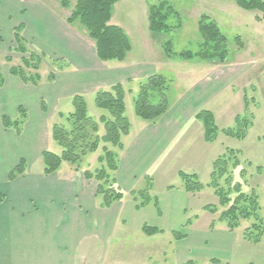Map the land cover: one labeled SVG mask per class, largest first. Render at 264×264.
Here are the masks:
<instances>
[{
  "label": "rangeland",
  "instance_id": "374dc122",
  "mask_svg": "<svg viewBox=\"0 0 264 264\" xmlns=\"http://www.w3.org/2000/svg\"><path fill=\"white\" fill-rule=\"evenodd\" d=\"M63 1L67 0H0V40L2 41V38L4 40V42L2 41L3 44L0 45V74L8 77L7 85L5 88H2L3 90L0 92V96L11 95V98H9L11 106L15 108L16 105L20 104V107L26 109L28 117L21 127L20 133L15 130L13 134H1V143L5 144V149L8 151L10 149L12 150L15 146L18 147L16 150H20V148L24 146L29 147L28 150H26L27 148L25 147L24 153L26 155L29 153V158L32 163L27 160L25 161L27 168L31 171L40 170L39 168L42 167L41 155L43 151L47 150L60 154L61 150L51 139V129L54 124L62 122L59 116L60 113L68 115L72 112V104L68 98L72 99L75 93L81 89L86 91L84 96H86L85 100L87 102L89 116L94 119H99L104 112L96 107L95 94L99 90H106L111 87L102 85L103 82L108 81V78L105 77L106 71L101 68L100 61H98L96 57L94 43L89 39L85 29L77 22L73 25L67 22V19H69L74 10L76 1ZM160 2H168L181 16V29L173 31L174 33L168 37H164L160 34L152 35L149 29V6L159 4ZM42 10L47 11L48 16L57 19V21L51 18H49L50 20L43 18L44 15H42ZM204 15L214 20L220 26L223 33L229 38L231 43L230 48L233 51L232 56L229 57L231 65L208 64L198 59L177 61L168 60L166 57L164 58L161 41L165 38L173 42L176 52H198L199 42L201 40L197 24ZM29 19L34 20L32 23L33 26L30 24ZM36 19L41 22L51 21L50 25L54 30V34L57 35L61 32L60 35H65L62 37L64 41V43H62L65 45L63 46L65 49L64 52L76 57V59L79 60L77 62H80L79 58H81V61L86 64H92L91 70L86 75L90 77L95 84L87 83L80 85V82H78L75 86L69 85L70 87L67 86L69 88L66 89V96L68 98L62 100L61 97H57L58 93L61 92L64 87V84L57 86L58 80H60L59 78H64L65 75L72 77L73 73L78 72V67L76 68L69 60L61 57L62 55L60 56L58 51L47 53V51H45L46 49L44 50L39 44L33 42L34 39L29 38L34 34L32 28H36V26H34ZM27 20L29 21L26 22ZM178 22V17L170 20L172 26H176ZM111 24L124 29L131 39L132 50L128 56V60L124 63L128 65L133 63L134 68L138 67L135 72L136 75L134 74V76H137L136 79L123 82L127 92L126 115L133 129L142 121L135 114V99L139 90V85L151 75L161 73L164 74L165 77L172 79L170 91L171 101L175 100L176 102V100H178L179 102L183 100L182 97H185L186 92L191 88L193 82V84H195L199 82V80H204L207 83H211L210 85H213L217 84L218 80L225 77L229 79L228 82L230 85L228 83L226 86V92L229 93L228 91L232 86L234 87V73H240L237 77L241 79L242 75L249 72L252 68L254 69L252 74H257L258 76L261 72L260 67L264 64V16L257 12H250L239 8L234 0H120L114 6ZM20 25L27 27L26 31L25 28L22 31V36L27 41L25 45L26 48L29 52L36 53L42 60L38 71L42 76V81L38 86L24 84L18 78H16L17 82L13 83L14 80L9 78L10 76L12 77L10 69L12 67H23V58L29 57V54L22 55L16 51L17 45L14 40V29ZM237 36L241 39L240 46L233 41ZM245 45L247 48H245ZM239 47L242 49L243 53L240 56L237 54L239 53V50H237ZM59 48L61 49V47ZM6 58H10L11 62L6 61ZM237 60L238 62H241L239 60H246L245 62H248L247 64L250 66H244L243 68L233 66ZM57 61L60 62L58 63ZM249 62L253 63L251 64ZM117 63L118 62H110V64ZM255 64L257 65L255 66ZM114 67V65H111L109 69ZM224 69L225 72L223 71ZM29 71L35 72L30 69L28 72ZM51 73L55 75L54 82H49L48 80ZM89 73H92V75ZM261 76H264V73H262ZM99 80L101 83H99ZM95 85L97 88L93 92H90ZM251 96L252 98L255 97V95L253 96V94L250 93L247 99L252 104L249 103L248 107H246L243 99H241L240 103L237 101L235 102L233 108L230 109L231 112H219L217 110L218 99L216 94L208 101V104L203 107L209 108L205 110H215V113L212 112L215 114L216 125L220 131L225 128L234 127L237 116L251 117L252 113L255 112V127L249 130L246 139H232L220 132L217 141L213 144H208L204 141L202 132L195 134L196 139L193 138L194 135L189 137L191 125L186 126L185 131L177 137V142L175 141L176 144L174 148L178 151L176 155L178 158L171 165V168L166 171L168 179L165 178L163 174L159 175V181H155L156 183L154 182V189L159 191V184H161V180L163 182V178L165 181L163 184L171 182L174 187L182 184V181L177 175V172L179 173L180 171L186 173L188 170H192L191 173L188 174H197L200 181L207 180V163H205V167L204 165L199 167L197 158H201L204 161L212 160L213 162L219 156L225 154L227 149H233L239 152V159L241 161V165L238 169H230L233 183H241L244 193L250 194L252 191L256 192L261 206L260 214L264 217V117L261 114L264 110L256 112L254 103L251 101ZM43 102L46 105V111H43ZM68 103L69 106L67 105ZM262 106L264 109V105H261V107ZM220 107L223 108L224 105L220 104ZM14 112L15 111L11 113L15 114ZM19 117V109L16 117L13 118L9 116L13 121L19 119ZM0 123L3 127L2 118L0 119ZM12 135H16L15 137L18 138L17 145L14 144L13 138H11L14 136ZM259 137H261V139H259ZM197 140L201 141V143L208 144H205V153H198L194 150L193 147ZM23 141L29 142L32 145L29 146V144L23 143ZM174 148L170 150V155L174 153ZM113 150L118 153V155L121 152L116 149ZM102 154L103 152L100 148L96 154L89 155L83 163L82 170L79 172H76L74 167L68 164H63L64 166L59 171H61L62 174H83L86 170L93 172L100 168L101 165L98 162V158ZM9 157L13 158L14 155ZM194 167H197V169H192ZM155 170L159 171L160 167H156ZM241 170L246 171V178L241 176ZM4 172L5 168L3 169L0 167V177ZM149 182L152 181L150 180ZM148 186V182L143 178L137 182L135 192L145 190ZM231 197L234 199L236 195L233 194ZM132 199L133 197L131 196L129 200L134 203V199ZM140 200L138 201L141 202L142 200ZM198 200L202 206L208 204L218 206V199L212 191L207 190ZM222 211L223 209L219 208V212L216 216L219 217ZM125 216L128 219L126 225L128 232H125L127 235L121 240L117 238L115 243L113 241L112 247H103V250H105V252L107 250V254L110 255L107 260H93L91 262H83L82 264H178L181 262L179 257L181 255H179L176 246L169 245V239H173L174 237L173 231H168L166 229L164 230L165 235L151 239L148 238L142 230H138V228H140L139 225L142 224L143 226V222L146 220L149 221L148 224L146 223L147 225L151 227L159 226L161 228L162 224L160 222L156 223L157 225L150 224L154 221V213L151 214L149 210L141 213H134V211L130 210L129 212L126 211ZM205 222L206 216L203 215L201 216L200 225ZM247 223L248 222H246V224L242 223L245 224V226L241 225L240 232L243 227L250 225V223H248V225ZM263 243L264 242L260 244ZM249 247L251 252L250 254L244 252L247 257L244 258L241 256V258L244 259L242 261L247 262L248 260H253V264H264V249L251 244H249ZM164 252L167 253L166 256L161 254ZM149 254L153 255L151 259H149L148 256L145 257V255ZM110 258L114 261H110ZM198 264L207 263L198 262Z\"/></svg>",
  "mask_w": 264,
  "mask_h": 264
},
{
  "label": "crops",
  "instance_id": "0c3cea01",
  "mask_svg": "<svg viewBox=\"0 0 264 264\" xmlns=\"http://www.w3.org/2000/svg\"><path fill=\"white\" fill-rule=\"evenodd\" d=\"M41 12L44 15L43 18H51L57 21V19L48 16L47 11L42 10ZM29 22L32 25L34 20ZM50 22H41L36 19L34 25L36 28H32L34 34L29 38L34 39L33 42L39 44L44 50L46 49L47 53L58 51L59 55H62L61 57L69 60L76 68L78 67V72L73 73L72 77L65 75L64 78L58 80L57 86L64 84L65 88L63 87L57 97L64 100L68 98L66 89L70 87L69 85L75 86L78 82H80V85L94 83L86 75L91 70L92 64H86L81 61V58H79L80 62H77L79 60L76 57L64 52L63 46L65 45H63L62 37L65 35H60L61 32L55 35ZM24 28L26 31L27 27ZM2 41L4 42L3 38ZM2 41L0 40V45L3 44ZM245 48H247L246 45ZM237 50H239V53H237L239 56L243 54L241 48ZM162 54L165 58L164 53ZM98 61L100 60L98 59ZM239 61L241 62L237 60L235 65H232L241 68L249 65L248 62H245L246 60ZM249 63L252 64L253 62ZM100 64L101 68L106 71L105 77L108 78V81L103 82L102 85L108 87L116 84L123 85L124 81L133 80L137 77L134 74L138 67L134 68L133 63H130V65L124 62L110 64V62L100 61ZM111 65L115 67L109 69ZM260 69L261 72L258 76L252 74L254 69L251 68L249 72L242 75L241 79L237 77L240 73H234L235 83L234 87L232 86L230 89L232 92L229 90V93L226 92L229 79L225 77L213 85L204 80H199L195 84L193 82L185 97H182L183 100L179 102L174 100L173 103L175 104L172 105L170 112L159 122L152 124L142 120L135 129L131 126L130 134L123 138L124 150L119 154L118 170L115 173L116 186L122 190L125 197L114 203L110 208L101 207V198L97 197V183L94 180L87 181L82 173L62 174L59 171L47 176L43 174V167L36 171L27 168L24 175L14 182H10L8 175L17 166L19 160L24 159L31 162V159L29 153H27L28 155L24 153L26 146L20 148L22 151L16 150L18 149L17 146L9 151L5 149V144L1 143V134H13L15 130L5 129L0 123V167L5 168L4 174L0 177V193L5 195V201L0 204V264H82L93 260L105 261L110 255L107 254V250L106 252L103 250V247H112L113 241L115 243L117 238L121 240L127 235L126 225L128 219L125 214L126 211L129 212L130 210L134 213L149 210L151 214L154 213L153 220L155 221L150 224L157 225L158 222L162 224L161 228L156 227L162 232L155 236H147L148 238L163 236L166 229L186 233L187 236L184 240L176 241L174 237L169 239V245L176 246L179 255H181L179 256L181 262L178 264H183L188 260L197 261V264L198 262L215 264L211 262L212 260H217L218 264H253V260L246 262L242 261L244 259L241 258V256L247 257L246 253L250 254L251 252L249 247L251 243L243 238L244 230L249 226L243 227L241 232V227L229 231L225 224L218 222L216 215L205 210L207 205L202 206L199 203L198 198L204 192L208 190L214 193V190L206 187L201 192L188 193L183 188V184L176 187L172 186L171 182L163 184L165 182L163 178V182L161 180V184L158 183L161 189L158 191L154 189V182H158L160 179L158 177L162 174L167 178L166 171L171 168V165L178 158L176 157L178 151L174 148L177 142L176 139L185 131L186 126L191 125L189 137L194 135L193 138H195L196 133L202 132L204 139L203 123L196 116L203 109H209L203 107L208 104V101L215 94L218 99L217 110L219 112H231L230 109L233 108L235 102L240 103L241 99L246 105L245 98L250 93L253 96L255 95L253 98L251 96V101L254 103L256 112L264 110L263 106L261 107V105H264V76H261L264 73V64ZM223 71L225 72V69ZM89 74L92 75V73ZM2 77L4 84L0 87V92L3 90L2 88L6 87L8 80L7 76ZM9 78L13 79V83H15L18 77L10 76ZM99 83H101L100 80ZM96 88L95 85L90 92H93ZM85 94L86 91L81 89L75 93V96H84ZM9 98H11V95L0 96V119L3 116L14 118L18 115L20 104L14 108L9 103ZM248 103L251 102L248 101ZM220 104L224 107L221 108ZM67 105L69 106V103ZM210 110L215 113V110ZM13 111H15V114L11 113ZM261 114L264 117V111ZM252 116L254 117V123L251 129L255 127L256 113H252ZM12 136H14L11 137L14 144L17 145L18 138L15 137L16 135ZM23 143L29 144V146L32 145L29 142L23 141ZM206 143L197 140L194 147H192L198 153H205V146L210 144ZM26 148V150L29 149V147ZM173 148L174 153L170 155V150ZM12 155L14 157L10 158L9 156ZM197 163L199 167L201 165L205 167V163H207L208 179L201 180V183L207 185L210 182L214 161H204L197 158ZM156 167H160V170L156 171ZM192 169H197V167ZM191 171L188 170L186 174L191 173ZM179 173L177 172L178 177ZM143 178L151 187V197L153 199L157 198L160 212L154 201L146 207L138 208L139 201L136 202L132 199L133 203L129 200L131 193L136 191L137 182ZM150 180L152 182H149ZM203 215L206 216V222L200 225L201 216ZM188 222L190 224L185 228ZM143 223L147 225L149 221L146 220ZM212 223H215L214 228H211ZM243 223L246 224V222ZM245 224L242 225L245 226ZM139 226L138 230H142V224ZM253 246L264 249V243ZM161 254L167 255L165 252ZM146 256L151 259L153 255ZM110 261L114 260L110 258Z\"/></svg>",
  "mask_w": 264,
  "mask_h": 264
},
{
  "label": "trees",
  "instance_id": "16d2710c",
  "mask_svg": "<svg viewBox=\"0 0 264 264\" xmlns=\"http://www.w3.org/2000/svg\"><path fill=\"white\" fill-rule=\"evenodd\" d=\"M75 1L74 10L67 19L68 24L73 25L77 22L85 29L89 39L94 43L97 58L101 62H126L132 50L131 39L124 29L111 24L114 6L120 0ZM234 1L243 10L257 12L264 16V0ZM176 17H178L179 22L176 26H172L170 20L176 19ZM148 22L152 35L160 34L168 37L174 33L173 31L181 29V16L168 2L150 5ZM197 28L201 40L198 52H176L173 42L165 38L161 41V47L166 58L179 61L198 59L201 62L217 65L229 64V57L232 56L233 51L230 48L229 38L223 33L220 26L209 16L204 15L198 21ZM23 29L22 25L14 29L16 51L22 55L29 54V57L23 58V67H12L10 74L18 77L24 84L38 86L42 81V76L38 73L42 60L36 53L29 52L26 48L27 41L22 36ZM240 40L237 36L233 41L240 46ZM6 61L11 62V59L6 58ZM29 69L35 72H28ZM48 80L54 82L55 75L51 73ZM3 83L4 80L0 74V86ZM171 85L172 79L161 73L151 75L140 83L135 99L136 116L145 122L156 124L167 115L173 105L170 97ZM95 97L96 107L104 112L100 118L94 119L89 116L84 96H74L71 100L72 112L68 115L60 113L62 122L54 124L51 129V139L61 150L60 154L47 150L43 151L41 161L43 174L47 176L57 173L63 164H68L74 167L76 172H79L82 170L85 159L89 155L96 154L101 148L103 154L98 158L100 168L93 172L86 170L83 175L87 181L94 180L97 183V197L101 198V207L110 208L125 197L122 190L116 186L115 173L118 170L119 155L113 149L124 150L123 138L128 136L131 130V124L126 115L127 92L124 85L116 84L109 89L99 90ZM245 103L248 107L247 98H245ZM42 107L43 111H46L44 102ZM19 116V119L15 121L3 116V127L14 129L20 133L21 127L28 118L24 107H19ZM196 118L203 123L204 139L210 144L217 141L220 132L229 138L244 140L254 123L253 116H237L234 127L220 131L211 111L202 110ZM240 165L239 152L227 149L225 154L214 161L210 182L207 185L201 183L196 174L180 172L179 178L183 188L188 193L195 194L203 191L206 187L213 189L218 199V206L207 205L205 210L216 215L219 208L223 209L218 217V222L225 224L229 231L240 228L243 222L250 223L249 227L244 230L243 238L245 241L257 245L264 242V217L260 214L261 206L256 192L244 193L241 183H233L230 169H238ZM26 170V161L20 159L17 166L10 172L8 180L14 182L24 175ZM246 175V171L241 170V176L246 178ZM150 188L149 185L145 190L134 191L131 196L136 202L142 200L137 205L138 208L146 207L154 201L159 211L157 198L151 197ZM233 194L236 195L234 199L231 197ZM4 201L5 195L0 193V204ZM189 224L190 222L186 224L185 228ZM214 226L215 223H212L211 228ZM142 231L149 237L162 232L158 228L148 225H144ZM173 236L176 241H181L187 235L184 231H174ZM211 262L218 264L217 260ZM183 264H197V262L188 260Z\"/></svg>",
  "mask_w": 264,
  "mask_h": 264
}]
</instances>
